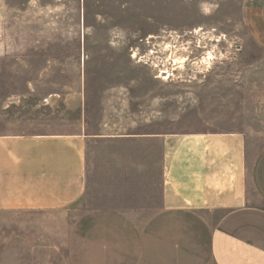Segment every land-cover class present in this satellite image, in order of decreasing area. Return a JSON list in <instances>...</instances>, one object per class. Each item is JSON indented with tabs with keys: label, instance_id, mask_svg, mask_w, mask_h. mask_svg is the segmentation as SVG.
<instances>
[{
	"label": "rangeland",
	"instance_id": "obj_1",
	"mask_svg": "<svg viewBox=\"0 0 264 264\" xmlns=\"http://www.w3.org/2000/svg\"><path fill=\"white\" fill-rule=\"evenodd\" d=\"M263 1L0 0V133L91 135L78 211L0 217V264H71L82 209L134 204L122 178L143 156L113 135L244 128L264 146V47L242 11Z\"/></svg>",
	"mask_w": 264,
	"mask_h": 264
},
{
	"label": "crops",
	"instance_id": "obj_2",
	"mask_svg": "<svg viewBox=\"0 0 264 264\" xmlns=\"http://www.w3.org/2000/svg\"><path fill=\"white\" fill-rule=\"evenodd\" d=\"M242 9L248 34L264 47V1ZM90 137L0 133V217L78 211ZM112 140L143 156L127 163L134 178H122L135 202L82 209L71 264H264V146L250 145L244 128Z\"/></svg>",
	"mask_w": 264,
	"mask_h": 264
}]
</instances>
